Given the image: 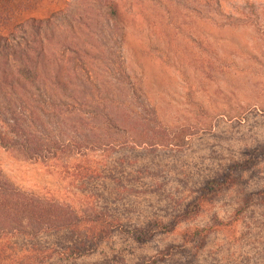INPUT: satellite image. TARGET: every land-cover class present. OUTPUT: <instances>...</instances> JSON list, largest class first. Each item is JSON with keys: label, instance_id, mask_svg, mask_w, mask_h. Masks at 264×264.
Listing matches in <instances>:
<instances>
[{"label": "rangeland", "instance_id": "rangeland-1", "mask_svg": "<svg viewBox=\"0 0 264 264\" xmlns=\"http://www.w3.org/2000/svg\"><path fill=\"white\" fill-rule=\"evenodd\" d=\"M198 1L0 0V52L31 70L0 71V128L66 143L38 159L0 146V185L124 226L83 257L55 253L46 264H264V153L252 150L264 142V0ZM243 159L173 231H126L170 222ZM7 207L0 223L31 214ZM85 232L38 240L57 248Z\"/></svg>", "mask_w": 264, "mask_h": 264}, {"label": "trees", "instance_id": "trees-1", "mask_svg": "<svg viewBox=\"0 0 264 264\" xmlns=\"http://www.w3.org/2000/svg\"><path fill=\"white\" fill-rule=\"evenodd\" d=\"M198 2L199 6H202L203 3L206 4L209 1L199 0ZM217 4L221 5V0H218ZM40 39V43L43 44L44 38ZM3 56V52H0V71L3 77L15 75L16 78H19L20 76H24L26 70H30L24 66L12 67L13 65L7 59L5 60ZM13 79L16 80L14 77ZM244 114L245 112L242 111L236 113L234 116L242 117ZM15 131L17 129L10 126L8 130L0 128V146L13 151H24L25 153L32 151L33 158H46V154L51 152L53 153V157H55L58 151H62L66 145L64 140H61L59 145L56 142L52 143V146H44L38 139L23 137V132L19 133L21 137L11 136ZM91 144L95 143L92 142ZM252 150L263 154L264 142L257 143L253 146ZM247 151L246 155L248 156L249 153ZM248 162L249 160L247 159L231 162L229 163L228 171L208 179L198 188V195L194 201L186 207L183 213L176 215L170 222L157 219L150 222L147 226L135 227L126 231L133 233V236L138 234L144 237L145 240L151 238L156 233L173 231L181 219L191 218L194 214H197V209L200 210L203 202L207 201L210 197H214L221 189L231 184L234 181L235 173L245 169L248 166ZM78 175L76 174V176ZM10 184L0 185L1 197L9 193L12 198L9 202H0V209L7 212V205L9 204L11 209L23 208L22 210H25L26 213L29 210L31 214L24 219L25 222H14V218L9 216V223H0V264H46L48 260L50 261L54 258L55 253L57 255L61 254L63 257L65 256L64 258L67 260L83 257L95 251L101 243L109 238L115 229L122 228L124 230L121 222L106 217L105 212L101 213L105 214L102 220L98 217L100 212H95L93 216L84 218V215L78 214L77 209L68 203L45 198L33 192H26ZM13 204H16V207ZM59 214L63 217H53ZM78 226H82L87 232L67 238L57 248H53V246H49L48 248L41 247L38 236L42 232L62 229L74 231ZM19 235L26 238V243L22 246L14 241L17 240Z\"/></svg>", "mask_w": 264, "mask_h": 264}]
</instances>
